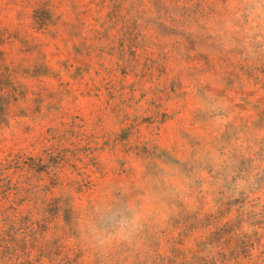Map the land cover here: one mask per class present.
<instances>
[{
    "label": "rangeland",
    "instance_id": "374dc122",
    "mask_svg": "<svg viewBox=\"0 0 264 264\" xmlns=\"http://www.w3.org/2000/svg\"><path fill=\"white\" fill-rule=\"evenodd\" d=\"M260 8L0 0V264H264Z\"/></svg>",
    "mask_w": 264,
    "mask_h": 264
},
{
    "label": "clouds",
    "instance_id": "9594fccd",
    "mask_svg": "<svg viewBox=\"0 0 264 264\" xmlns=\"http://www.w3.org/2000/svg\"><path fill=\"white\" fill-rule=\"evenodd\" d=\"M259 3L264 4V0H258ZM258 15H264V8H260L256 13ZM119 227L115 232L116 238L127 239L137 226V218L133 217L131 220L127 218H122L119 222ZM112 237H98L101 243L105 242L106 239H111Z\"/></svg>",
    "mask_w": 264,
    "mask_h": 264
}]
</instances>
